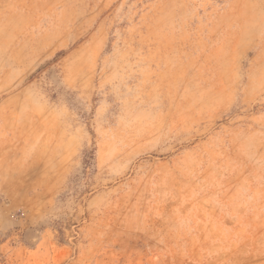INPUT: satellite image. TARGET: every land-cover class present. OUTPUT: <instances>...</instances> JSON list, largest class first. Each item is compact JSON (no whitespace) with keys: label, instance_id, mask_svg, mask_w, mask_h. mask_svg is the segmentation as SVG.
I'll return each mask as SVG.
<instances>
[{"label":"rangeland","instance_id":"374dc122","mask_svg":"<svg viewBox=\"0 0 264 264\" xmlns=\"http://www.w3.org/2000/svg\"><path fill=\"white\" fill-rule=\"evenodd\" d=\"M0 264H264V0H0Z\"/></svg>","mask_w":264,"mask_h":264}]
</instances>
